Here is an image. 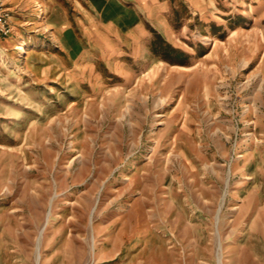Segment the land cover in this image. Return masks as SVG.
I'll list each match as a JSON object with an SVG mask.
<instances>
[{
	"label": "rangeland",
	"instance_id": "1",
	"mask_svg": "<svg viewBox=\"0 0 264 264\" xmlns=\"http://www.w3.org/2000/svg\"><path fill=\"white\" fill-rule=\"evenodd\" d=\"M1 1L0 264H264V0Z\"/></svg>",
	"mask_w": 264,
	"mask_h": 264
},
{
	"label": "crops",
	"instance_id": "2",
	"mask_svg": "<svg viewBox=\"0 0 264 264\" xmlns=\"http://www.w3.org/2000/svg\"><path fill=\"white\" fill-rule=\"evenodd\" d=\"M90 6L95 11H98L105 19L111 20L116 26H121L129 35L143 36L146 33L144 29L149 23L153 27L154 21L159 20L166 27L165 12L170 6L172 0H88ZM210 0H184L192 16L201 14L212 13L214 10L219 11L212 3L209 7ZM233 1V0H232ZM253 1V0H252ZM235 3L238 0L234 1ZM245 5V4H244ZM213 10V11H210ZM91 12V11H90ZM89 12V13H90ZM206 16H209L208 14ZM213 18L207 19L206 23L216 21L217 16L211 15ZM203 19V18H202ZM140 31H138V29Z\"/></svg>",
	"mask_w": 264,
	"mask_h": 264
},
{
	"label": "built area",
	"instance_id": "3",
	"mask_svg": "<svg viewBox=\"0 0 264 264\" xmlns=\"http://www.w3.org/2000/svg\"><path fill=\"white\" fill-rule=\"evenodd\" d=\"M5 8L3 6L2 1L0 0V22L5 23Z\"/></svg>",
	"mask_w": 264,
	"mask_h": 264
},
{
	"label": "bare ground",
	"instance_id": "4",
	"mask_svg": "<svg viewBox=\"0 0 264 264\" xmlns=\"http://www.w3.org/2000/svg\"><path fill=\"white\" fill-rule=\"evenodd\" d=\"M17 50L22 54L25 51V46L23 43H20L19 46L17 47Z\"/></svg>",
	"mask_w": 264,
	"mask_h": 264
}]
</instances>
